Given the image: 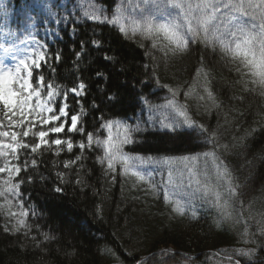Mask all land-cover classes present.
<instances>
[{
	"label": "trees",
	"instance_id": "obj_1",
	"mask_svg": "<svg viewBox=\"0 0 264 264\" xmlns=\"http://www.w3.org/2000/svg\"><path fill=\"white\" fill-rule=\"evenodd\" d=\"M157 5L161 11H174L166 0H0V62L14 67L33 48L50 55L59 52V63L50 61L54 74L42 66L46 82L51 78L71 88L83 79L87 95L76 98L69 93L68 100L72 112L79 111L77 99L86 110L81 117L85 132L106 140V121L139 125L134 142L123 151L144 161L127 172L119 162L110 170L106 159H98L104 158L103 145L81 150L78 144H87L86 135L67 130L47 139L71 138V152L66 145L42 147L35 154L21 149L19 163L23 167L27 160L28 167L13 183L24 181L20 192L28 216L12 215L22 210L21 197L6 191L0 196V264H144L145 258L147 264H264V88L252 82L246 69L238 71L239 65L219 46L197 41L185 52L171 51L162 34L156 48L140 31L133 34V22L157 13ZM114 9H123L120 23L126 35L111 24L85 18H111ZM240 19L251 22L249 17ZM169 89L176 92L174 98ZM168 99L185 106L195 121L190 135L174 136L160 126L169 115L162 107ZM0 125V131L24 130L9 127L3 107ZM50 126L41 129L37 124L35 130ZM119 131L114 125L111 134L115 137ZM20 139L36 142L31 134ZM203 153H214L216 164L227 167L232 178L234 195L217 179L212 158H207L206 182L220 192L223 207L214 196L203 198L201 193L188 201L187 172L184 189L176 187L181 175L177 170L175 183L167 185L169 166L163 158H174L175 169L183 168L179 158L197 155L190 163L200 170L205 167ZM66 161L75 163L65 167ZM4 162L0 158V166ZM133 170L144 173L145 179L132 175ZM6 179L7 172L0 174V190L7 188ZM166 185L174 192L168 202ZM57 187L62 191L56 192ZM176 207L183 213L174 211ZM21 219L24 226L18 223Z\"/></svg>",
	"mask_w": 264,
	"mask_h": 264
},
{
	"label": "snow or ice",
	"instance_id": "obj_2",
	"mask_svg": "<svg viewBox=\"0 0 264 264\" xmlns=\"http://www.w3.org/2000/svg\"><path fill=\"white\" fill-rule=\"evenodd\" d=\"M166 5L170 6L174 11L159 10L157 5V13H148L140 22H133V34L140 31L145 37L153 39L152 47L156 48L158 38L163 35L167 46H171L169 50L185 52L187 51L190 42L197 41L204 43L206 46L215 48L219 46L220 50L230 59L239 65L238 71L246 69L247 73L253 77V83L264 88V0H259V3H254V0H166ZM157 15L159 19H157ZM249 17L250 23L241 21L240 17ZM123 17V9H114L111 18L99 15L86 16V19H92L99 23H108L117 27L121 34H127V29L124 24L120 23ZM40 49H46V45L39 44ZM92 44L95 47H100V42L93 40ZM83 49L84 44L81 42ZM163 50V48H161ZM77 58L81 53H77ZM61 55L56 52L50 55L47 50L33 48L31 54L25 58L18 59L14 67H7L3 62H0V105L4 110V117L9 122V127L17 128L24 127L22 133L17 131H0V138H9L12 142L6 143L0 140V158H4L5 162L0 166V174L7 172L8 179L3 180V184L7 185L5 190H0V196L5 195V191L15 197H21L19 215L21 217L28 216V210L24 208L20 186L24 182L20 180L13 183L14 176H19L21 171H26L28 167L27 160L24 161L23 167L19 163L21 149H26L30 154H35L42 147H51L52 145L58 148L61 145H66L67 151L73 150L74 144L71 138L60 139L55 138L49 141L47 138L50 134L76 132L86 135L87 144L84 141L79 142L78 147L84 150L86 147L91 148L95 143L97 146H104V158H99L101 163L107 160V167L114 170L115 163L119 162L123 165L124 171L137 168V161L143 163V158L132 156L123 151L125 144L133 143V132L140 131L139 125L133 128L131 125L122 121H106L103 127L109 130V136L106 140L94 138L93 133H86L82 124L81 117L86 115V110L83 108L80 99L76 100L79 107L78 112H72L68 94L73 97L80 98L87 95L88 84L83 79H78L75 86L66 88L58 84L53 79H48L42 73L43 67L51 68V72H56L55 67L50 61L54 60L59 63ZM106 60L111 59L105 56ZM34 72L36 75L34 76ZM98 77L106 79L107 77L97 72ZM35 79V84L33 80ZM142 83H147L146 81ZM158 83V81H157ZM135 87V85H133ZM164 87H168L165 85ZM172 91L171 89H169ZM187 95V94H186ZM209 92V97H211ZM173 98L176 92L172 91ZM110 100L115 99V96H109ZM145 104L152 107L147 98H144ZM169 109V115L160 120V126L174 136L190 135L191 131L196 127L195 121L192 120L188 110L183 105H178L174 99H168L165 106ZM158 110V109H157ZM19 117V119H13ZM26 122V123H25ZM37 124L43 129L44 126H49L47 130H35ZM120 130L114 137L111 134L113 126ZM2 126V125H0ZM202 132H206L202 125L199 126ZM30 134L35 137V143H27L20 139L28 138ZM59 154V153H57ZM205 157V167L197 170L190 162L197 161L199 156L179 158V163L183 168L173 167L174 158H163V164L169 166L167 185L175 183L173 178V170L180 171V183L176 184L177 188L184 189V172H187V189L184 191V196L188 201L195 198L197 193H201L203 198L214 196L217 206L220 205L221 194L215 189L208 180L207 158H212L213 167L218 180H224L227 184V190L230 195L235 194L232 178L227 167L220 168L216 164L214 153H203ZM15 159L16 163L12 160ZM81 157L77 156L76 160ZM75 161H66L65 167ZM159 163V162H157ZM31 164L36 166V159H32ZM59 175H63L62 173ZM132 175L140 180L145 179L144 173L133 170ZM203 176L202 181L200 177ZM31 179V178H29ZM167 185L164 188V200L169 201L170 193ZM155 187V185H152ZM56 192L62 191L57 187ZM174 211L183 213L182 207H176ZM34 214V213H33ZM18 223L24 226L25 221L19 220ZM86 227V225H84ZM242 255H249L244 253ZM144 264H147L145 258ZM237 264L239 262L237 261Z\"/></svg>",
	"mask_w": 264,
	"mask_h": 264
}]
</instances>
